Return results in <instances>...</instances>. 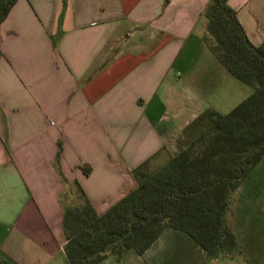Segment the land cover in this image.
I'll use <instances>...</instances> for the list:
<instances>
[{
	"label": "crops",
	"instance_id": "1",
	"mask_svg": "<svg viewBox=\"0 0 264 264\" xmlns=\"http://www.w3.org/2000/svg\"><path fill=\"white\" fill-rule=\"evenodd\" d=\"M210 2L16 3L0 26V253L17 264H70L63 220L81 193L108 212L138 186L136 169L178 154L185 130L221 111L208 104L222 90L208 71L224 73L222 64L207 52L205 64L185 60L209 48ZM229 5L262 45L264 0ZM153 246L100 264H243V254L210 260Z\"/></svg>",
	"mask_w": 264,
	"mask_h": 264
},
{
	"label": "trees",
	"instance_id": "2",
	"mask_svg": "<svg viewBox=\"0 0 264 264\" xmlns=\"http://www.w3.org/2000/svg\"><path fill=\"white\" fill-rule=\"evenodd\" d=\"M18 1L0 0V26ZM206 18L204 41L252 94L227 115L202 114L184 132L181 151L160 171L151 172L150 162L136 169L138 186L108 212L98 214L81 193L63 220L70 264L143 255L165 230L187 234L210 260L238 248L227 214L232 194L264 158V43L250 41L229 0H211ZM0 264L17 263L0 253Z\"/></svg>",
	"mask_w": 264,
	"mask_h": 264
},
{
	"label": "rangeland",
	"instance_id": "3",
	"mask_svg": "<svg viewBox=\"0 0 264 264\" xmlns=\"http://www.w3.org/2000/svg\"><path fill=\"white\" fill-rule=\"evenodd\" d=\"M200 44L204 50V41ZM200 44L196 42L194 46ZM204 52H207L209 56L213 54L209 48L202 52L197 49L196 52L190 53L185 60L190 62L201 61V64H205L207 59ZM178 70L179 68L175 69V75ZM187 73L188 71H185V74ZM208 74L209 77L217 78L220 83L218 87L222 89L220 96L208 100V104L219 105L221 111L218 114L227 115L253 92L251 87L233 78L225 68L224 73L215 72L211 69ZM209 124V119L205 120L201 129L203 130ZM185 145L186 138L184 136L177 152H180ZM171 157V153L166 152L160 160L151 163L148 169L151 172L160 171L169 163ZM77 203H81V198L78 197ZM227 222L233 233H236L235 237L237 236L238 243V248L231 254H243V260L240 262L243 264H264V158L250 171L240 188L232 194ZM150 252H158L159 254L186 253L192 257L200 258L204 251L187 234L175 230H165ZM148 264L150 263L148 262ZM208 264H210L209 261Z\"/></svg>",
	"mask_w": 264,
	"mask_h": 264
}]
</instances>
